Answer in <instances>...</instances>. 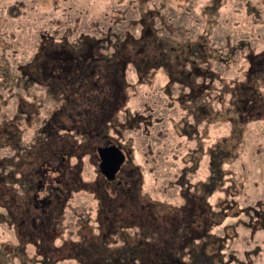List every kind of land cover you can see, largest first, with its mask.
<instances>
[{"label": "rangeland", "instance_id": "374dc122", "mask_svg": "<svg viewBox=\"0 0 264 264\" xmlns=\"http://www.w3.org/2000/svg\"><path fill=\"white\" fill-rule=\"evenodd\" d=\"M84 40L101 41L94 70L62 55ZM49 55L57 59L41 75ZM27 70L41 75L39 83L27 81ZM253 72L262 77L252 87L262 95L258 115L264 0H0V213L9 204L17 217L12 226L0 223V264H127L96 259L124 256L139 242L147 264L162 254L173 264L169 233L188 218L185 193L221 156L231 160L230 174L209 204L225 214L212 230L225 238L222 263L264 264V115L238 121L224 92ZM111 145L127 160L108 182L97 149ZM28 173L34 185L17 201L13 192L23 195ZM121 218L129 243L120 230L111 235Z\"/></svg>", "mask_w": 264, "mask_h": 264}, {"label": "trees", "instance_id": "16d2710c", "mask_svg": "<svg viewBox=\"0 0 264 264\" xmlns=\"http://www.w3.org/2000/svg\"><path fill=\"white\" fill-rule=\"evenodd\" d=\"M202 58L203 57L200 56L199 59H202ZM87 59L90 60L89 56L87 57ZM201 63L204 64L205 60L201 61ZM184 65L187 66V64H184ZM249 74H253V76L251 78L246 79L243 83V84H246L248 88L251 87L249 91L247 90V92H245L242 90L243 84H240L239 89H236V90L233 89L229 91V89H227L226 87L224 90V92L230 94L231 96V99L228 102L227 109L233 108L235 113L236 112L241 113V118H237L238 121L239 119L244 121L246 116H247L246 118H251V119H257V118L262 119V115H264V113H259L258 115H255L256 114V112H254L255 107H256V104H258L256 103L257 99L261 100L262 95L260 96L258 93L256 94L254 92L255 90L252 89V87L253 88L257 87L256 84L260 82L262 77L259 76V74H254V72L249 73ZM244 94L245 96H243ZM244 97H247V100H245ZM250 97L252 101H255L254 104L253 102L252 103L248 102V100H250ZM263 103H264V100H262L261 104ZM193 111L198 112V109L197 110L194 109ZM210 111L211 110L209 109V112ZM228 119H232L233 121L236 120L234 118H228ZM229 161L231 160L229 159L225 160L224 156H221L220 164L215 165L211 168V174L207 180L199 181L195 184H189V188L194 187V189L192 190L193 193L191 195H188L187 193H185V200L188 201L189 199V202H187L181 208L183 212L188 210L186 212V216L188 215V218L187 219L185 218V220H182L180 222L178 221V223H175V222L172 223V226L170 228L171 232L169 233V239H170L169 244L173 245L172 247L174 248H173V252L171 251V253L175 254V257L173 258L174 260L173 264H218V263L223 264L221 258L223 255V248L225 246V238L216 236L212 230L215 226L222 224L224 217L221 216V213L224 214V212H223V209L219 212H214V210L212 209V206L209 204V198L214 194L215 191H217L219 188H222L227 182L226 176L229 175L230 173L229 171H227V169H225V164H227ZM0 174L3 175L2 172H0ZM217 178L221 180V185L216 186L215 182ZM22 184L24 188L22 189L23 195L20 194L19 188L18 190L16 189L13 192L14 195L16 196L17 201L18 199L27 198L26 196H28L27 194L28 189L26 187V184L32 187L31 182H28V181ZM22 184H21V187H22ZM2 196L3 195H0V197ZM3 206H6L8 208L7 211L9 213L7 212L0 213V223H6L10 226H12L11 224H14V223L17 224L16 222L17 217L15 215L16 213L15 212L13 213V211L9 209V204L3 205ZM117 206L120 208L119 210L121 212L124 211L123 203ZM17 207L23 208V203L21 202V204L20 203L17 204ZM27 210H28V207L26 208L25 212ZM249 211H250V208L247 211L248 214H250ZM105 219L108 220L109 216L106 217ZM124 222H125V218H121L117 222L116 228L112 230L113 232H111V235H114V232H116L117 230H120V232L124 234L123 241L129 243V238L131 237L130 236L131 234L129 230H127L126 232L124 231L125 229H127L126 227L127 224H125ZM108 223L112 224L114 223V220L111 219L108 221ZM142 226H144L143 229H145V225H142ZM257 229L258 228H255L254 230H257ZM145 231H148V234L151 236H153V234L158 235V232L153 227H150V226H148V228H146ZM150 240L152 239L150 238ZM20 241H22L23 243L22 238H20ZM103 241H104V245H110V243L112 242L108 240H103ZM114 241L117 242V240H114ZM29 244H31V242H29ZM127 248H126L127 254L124 253V256L123 255L119 256L121 252L116 253L115 255L112 254V252H107L105 256H99L96 259V261L102 258V262L104 263L105 262H111V263L126 262L127 264H147L146 261L148 260V258L146 254L143 252L144 250L141 247L140 242L134 246L129 247L128 245ZM83 249L84 251L86 250V248H83ZM162 255H161L160 261H158V264L166 263V262H162L163 260H166L164 259L166 257V254L165 255L162 254ZM155 258L159 259V257H155ZM95 263L98 264L99 262H95Z\"/></svg>", "mask_w": 264, "mask_h": 264}, {"label": "flooded vegetation", "instance_id": "af4514ba", "mask_svg": "<svg viewBox=\"0 0 264 264\" xmlns=\"http://www.w3.org/2000/svg\"><path fill=\"white\" fill-rule=\"evenodd\" d=\"M99 41V40H98ZM83 42V44L81 45V46H79L78 48H77V50H75L74 52H69V51H62L63 53H62V55H68V56H65V59H67V60H70V61H75V64H74V66H76V62L78 63V65H79V62L80 63H82V65H83V67H84V65H85V63H87V68L88 69H90V70H94L95 69V64H96V60H98V59H100V57H102L101 56V53H100V50H101V47H102V45H101V41H99V44L97 43V42H94V43H90L88 40L86 41V40H84V41H82ZM124 47V45H121V48L119 49V50H117V52H114L113 54L117 57V55H120L121 54V52L120 51H122L123 52V50H122V48ZM78 50H80V51H78ZM79 52V56L78 55H76V56H74L73 54L74 53H78ZM112 54V55H113ZM50 56V59H46L47 61H49V62H43V64H40V67L42 68V71L41 70H39L38 69V73L39 74H41V75H43V74H45L46 73V71H47V67H49L50 66V63L51 62H53L54 60L56 61V59H57V57L56 56H54V55H49ZM89 56V59L90 60H88L87 59V57ZM42 57V55H40V58ZM64 57V56H63ZM43 58H44V56H43ZM79 59H82V60H79ZM90 62V63H89ZM47 63H49V66H47ZM81 65V66H82ZM27 72V75H30V76H27V81H29L30 79H32V82H37V83H39V79H41L40 77H41V75H39L38 73L37 74H30L29 73V71L27 70L26 71ZM61 74V73H60ZM35 75H39V77H36ZM25 76V77H26ZM67 80H70V78H67ZM56 81V80H55ZM73 81H75V80H73ZM54 84L55 85H57V87H59V86H62L61 85V83L59 82V81H56V82H54ZM52 87L53 86H51V89H52ZM201 91V90H200ZM201 93L200 92H198V95H200ZM193 97L195 98V95H193ZM196 99H198V98H196ZM200 110L201 109H198V112L196 113V115H198L199 113H200ZM53 120V119H52ZM52 120H46L45 122H44V125L46 126V125H49L50 127H51V121ZM54 122V121H53ZM55 123V122H54ZM52 127L53 128H55V131H57L58 130V125L55 123V125H52ZM72 129H75V127H73ZM44 132H46L47 134V136H51V135H54L53 134V132H55V131H53V130H51V131H47L46 130V127H45V130H43ZM75 133H76V131H75ZM12 138L14 139L15 138V140H13L14 141V143L13 144H11V146L14 148V149H16L15 151H16V153H18L19 154V148H18V142L20 141V139H16V137H15V135L14 134H12ZM62 138V137H61ZM66 138L67 139H69L70 138V136H66ZM43 142V139L41 138V140H40V143H42ZM65 142H67V141H65ZM42 146V145H41ZM40 146V147H41ZM111 146H114V145H111ZM34 147V146H33ZM106 147H109V146H106ZM106 147H98V149L99 148H106ZM115 147H117V148H119L118 146H115ZM40 149V148H39ZM98 149H97V153H98ZM120 149V148H119ZM33 150H36L35 151V153H34V156L36 157V155L39 153V150L37 149V147L35 148L34 147V149ZM121 150V149H120ZM123 152V151H122ZM124 153V152H123ZM124 155H125V153H124ZM20 156H21V154H20ZM98 157H99V154H98ZM21 158V157H20ZM99 160H100V157H99ZM126 160H127V158H126V155H125V161L123 162V164L121 165V168H122V166L124 165V163L126 162ZM20 164H18V165H21L23 162H25L26 161V155L24 154L23 155V157H22V159H20ZM16 164V163H15ZM100 164V163H99ZM121 168H120V170H121ZM101 170V169H100ZM119 170V171H120ZM119 171L116 173V175H115V177L113 178V179H108L103 173H102V171H100L105 177H106V179H107V181L108 182H110V181H112V180H114L115 178H116V176H117V174L119 173ZM37 173L38 174H40V176H43L42 174V171H41V167H39V169L37 170ZM32 174H35V173H32ZM30 175V173H28V177H27V181L28 182H31V186L32 185H34V179H33V177H30L29 176ZM31 179H32V181H31ZM30 207H28V209H29Z\"/></svg>", "mask_w": 264, "mask_h": 264}, {"label": "water", "instance_id": "95a60500", "mask_svg": "<svg viewBox=\"0 0 264 264\" xmlns=\"http://www.w3.org/2000/svg\"><path fill=\"white\" fill-rule=\"evenodd\" d=\"M98 154L102 173L108 179H113L125 161L124 153L115 146H109L106 148H99Z\"/></svg>", "mask_w": 264, "mask_h": 264}]
</instances>
